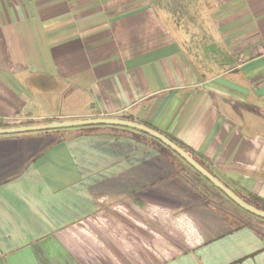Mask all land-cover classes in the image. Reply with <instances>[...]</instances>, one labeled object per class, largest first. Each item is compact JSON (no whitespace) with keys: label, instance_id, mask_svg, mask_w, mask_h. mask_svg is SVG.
Masks as SVG:
<instances>
[{"label":"crops","instance_id":"1","mask_svg":"<svg viewBox=\"0 0 264 264\" xmlns=\"http://www.w3.org/2000/svg\"><path fill=\"white\" fill-rule=\"evenodd\" d=\"M0 118L136 122L264 201V0H0ZM164 146L0 135V264H264V219Z\"/></svg>","mask_w":264,"mask_h":264},{"label":"water","instance_id":"2","mask_svg":"<svg viewBox=\"0 0 264 264\" xmlns=\"http://www.w3.org/2000/svg\"><path fill=\"white\" fill-rule=\"evenodd\" d=\"M95 125H111V126H121L134 130L141 131L156 140L160 141L163 145L170 148L175 154L182 158L186 163H188L192 168H194L199 174L216 186L221 192H223L231 201H233L237 206L245 210L246 212L264 219V211L250 205L245 200H243L239 195H237L233 190L223 184L216 176H214L208 169L202 166L196 159H194L188 152H186L182 147L174 143L170 138L164 134L141 125L136 122L115 119V118H96L88 120H78V121H64V122H52L47 124L39 125H26L18 127L0 128V135L7 134H20L47 130H60L67 128H77L85 126H95Z\"/></svg>","mask_w":264,"mask_h":264},{"label":"trees","instance_id":"3","mask_svg":"<svg viewBox=\"0 0 264 264\" xmlns=\"http://www.w3.org/2000/svg\"><path fill=\"white\" fill-rule=\"evenodd\" d=\"M26 125H31L29 122L26 124ZM169 138V137H168ZM174 143H176L177 145H179L180 147H182L186 152H188L194 159H196L202 166H204L206 169L207 166L206 164L201 160L199 159L197 156H195L194 154H192L187 148L183 147L179 142H177V140L173 139V138H170ZM166 149L172 151L170 148L164 146ZM237 194V193H236ZM239 195L243 200H245L247 203H249L250 205H253L254 207L258 208L259 210H262L264 211V201L257 198V197H254L252 195H249V196H242L240 194H237Z\"/></svg>","mask_w":264,"mask_h":264},{"label":"built area","instance_id":"4","mask_svg":"<svg viewBox=\"0 0 264 264\" xmlns=\"http://www.w3.org/2000/svg\"><path fill=\"white\" fill-rule=\"evenodd\" d=\"M27 123L23 118H0V128L26 126Z\"/></svg>","mask_w":264,"mask_h":264}]
</instances>
